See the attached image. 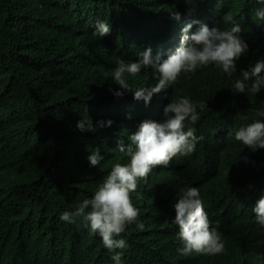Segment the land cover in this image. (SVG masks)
I'll return each instance as SVG.
<instances>
[{
	"label": "clouds",
	"instance_id": "9594fccd",
	"mask_svg": "<svg viewBox=\"0 0 264 264\" xmlns=\"http://www.w3.org/2000/svg\"><path fill=\"white\" fill-rule=\"evenodd\" d=\"M55 3L50 11L29 6L23 18L22 0H0V21L6 28L21 21L48 41L44 48L27 40L24 51L10 61L12 68L22 64L32 81L34 115L13 119L32 155L44 163H60L82 144V131H88L94 146L105 135L106 145L100 142L101 149L81 159L86 167L81 170L99 166L92 175L93 194L59 219L79 217L86 233L98 234L107 264H227L223 257L232 240L212 209V192L184 171L179 156L190 155L209 136L223 132L230 136L223 139L245 151V161L247 154L264 155V0ZM207 68L213 76L206 91L230 95L234 105L252 111L250 119L238 120L229 104L217 102L211 115L215 119L209 120L215 127H201L206 121L200 112L209 106L189 94L187 78ZM49 74L97 93L70 95L66 118L53 124L43 118L40 105ZM85 103L95 125L84 118ZM35 147L39 154L33 153ZM256 194H241L237 202L251 204L248 214L264 236V188L251 202ZM38 198L32 204L45 206ZM4 223L14 220L0 217V225ZM19 225L17 233L40 241L50 232L54 237L80 234L51 222L31 237L22 230L26 222ZM33 253L41 257L39 250ZM244 264H264V255L244 258Z\"/></svg>",
	"mask_w": 264,
	"mask_h": 264
},
{
	"label": "trees",
	"instance_id": "16d2710c",
	"mask_svg": "<svg viewBox=\"0 0 264 264\" xmlns=\"http://www.w3.org/2000/svg\"><path fill=\"white\" fill-rule=\"evenodd\" d=\"M55 1L22 0L23 18L27 17L29 6H40L50 11L57 5ZM21 23L16 21L6 28L0 21V113L8 112L0 115V217L14 220L12 225H0V249H4V253L0 254V264H31L32 259L36 264L53 261H63L64 264H107L99 246L101 239L98 234L86 233L78 225L81 221L79 217H74L73 222L59 219L62 212L72 211L77 203L93 194L95 178L92 175L98 172L99 166L81 170V167L86 168L81 159L86 152L102 148L99 140L94 146L88 131H82V144L70 159L56 164L44 163L32 155L19 132L18 124L13 120L22 113L34 115L32 105L36 101L32 96V81L27 80L26 70L20 69L22 64L12 68L10 61H15L24 51L27 40L33 42L35 47L48 48L47 40L36 36L31 26H21ZM24 27L28 29L23 31ZM212 76V69L207 68L187 78L189 94L198 101H206L209 106L200 112V118L206 121L201 127H215L209 120L215 119L211 115L217 109V102L229 104L231 113L239 116L238 120L245 121V116L250 119L252 111L245 109L237 100L235 102L239 106L234 105L230 95L206 91ZM71 84H76V81H63L59 76L48 75L46 93L40 97L44 119L57 124L66 118L65 110L70 95L91 96L97 93L95 88H78ZM254 104L259 105L258 101ZM84 107V118L89 117L95 125L96 117L89 114L87 103ZM228 133L209 136L210 139L198 145L193 153L179 156V163L193 180L212 192V209L218 211L222 229L231 236L233 245L227 257L223 254L224 260L227 264H244V258L257 253L264 255V236L248 214L251 204L243 207L237 201L241 194H258L264 188V155L248 158L250 155L247 154L245 161V151L239 145L223 139L230 137ZM32 151L40 153L36 147ZM74 159H77V164H74ZM38 197L44 200L45 206L32 204ZM31 212L34 215L31 216ZM20 222H26L22 230L28 231L31 237H37L39 233L36 232L44 230L46 224L51 222H61L67 230L80 234L54 237L50 232L42 241V238L27 239L17 233ZM70 223L74 224L70 226ZM34 250H39L41 257L40 254H34Z\"/></svg>",
	"mask_w": 264,
	"mask_h": 264
},
{
	"label": "rangeland",
	"instance_id": "374dc122",
	"mask_svg": "<svg viewBox=\"0 0 264 264\" xmlns=\"http://www.w3.org/2000/svg\"><path fill=\"white\" fill-rule=\"evenodd\" d=\"M96 136H97L96 131H94L93 135H92L94 140H96ZM100 142H101L102 147H104L106 145V143H105V135L102 134L100 136Z\"/></svg>",
	"mask_w": 264,
	"mask_h": 264
},
{
	"label": "bare ground",
	"instance_id": "6f19581e",
	"mask_svg": "<svg viewBox=\"0 0 264 264\" xmlns=\"http://www.w3.org/2000/svg\"><path fill=\"white\" fill-rule=\"evenodd\" d=\"M194 17H196V18H198L197 16H194ZM196 18H188V20H193V19H196ZM197 20V19H196ZM244 20H247V19H244ZM185 24H187V23H185ZM113 28H116V27H113ZM128 29H133V27H128ZM139 30V29H138ZM144 33H147L146 31H144ZM141 36V38H145L144 36H142V35H140ZM132 39H134V38H132ZM154 97H156V93H155V95H154ZM96 112H98V110H95V112H93V113H96ZM128 132L130 133V131H127V135H129L128 134ZM156 169V168H155Z\"/></svg>",
	"mask_w": 264,
	"mask_h": 264
}]
</instances>
